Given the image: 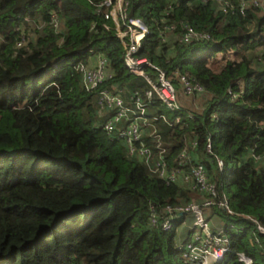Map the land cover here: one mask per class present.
I'll return each mask as SVG.
<instances>
[{"label":"trees","instance_id":"trees-1","mask_svg":"<svg viewBox=\"0 0 264 264\" xmlns=\"http://www.w3.org/2000/svg\"><path fill=\"white\" fill-rule=\"evenodd\" d=\"M100 1L0 0V264H184L175 232L182 218L164 231L151 225L150 205L160 210L206 197L196 199L192 193H200L182 181L153 171V130L168 168L186 149V170L202 163L216 201H228L232 213L210 206L224 220L230 247L216 264H244L239 253L264 264V0H124L127 17L149 27L137 56L175 84L177 73H186L204 88L187 96L198 103L179 101L176 113L154 93L152 125L143 134L150 164L104 129L101 89L129 102L135 91L145 99L151 87L126 67L124 45ZM187 26L206 38L181 42ZM237 50L238 59L211 67L217 53ZM97 54L111 77L87 90L76 65H93ZM144 72L156 82L155 69Z\"/></svg>","mask_w":264,"mask_h":264},{"label":"built area","instance_id":"built-area-1","mask_svg":"<svg viewBox=\"0 0 264 264\" xmlns=\"http://www.w3.org/2000/svg\"><path fill=\"white\" fill-rule=\"evenodd\" d=\"M256 2V1H255ZM99 7H104L106 19L112 18L121 25L117 30L119 37L125 48L124 61L126 67L133 73L144 75L151 89L144 91L145 99H142L138 91L131 96V101L127 102L120 92H112L108 89H101L98 93L101 112L109 114L104 129L107 133H115L117 137L124 142L129 155L139 158L146 164L151 163L153 157L152 150L143 142L144 128L152 125L147 116V107L151 103L154 93L164 103V105L177 112L179 105L177 103L176 88L166 72L158 66L152 64L146 58L137 56L141 44L149 34L148 25L140 17L129 18L126 14V3L124 0H101ZM244 6V3H242ZM52 21L57 26V17L52 15ZM206 38V35H200L190 26L186 27L185 33L181 36L180 41L190 43L194 39ZM21 42L17 46H21ZM93 65L84 62L77 63V70L81 73L83 85L87 90L96 89L105 79L111 77V72L107 67V60L102 54H97ZM53 65H57L53 63ZM144 66L151 67L157 71L156 82L151 81L144 72ZM178 83L182 93L186 96L204 92V88L194 78H190L186 73H177ZM160 118H165L159 115ZM156 119V117L154 118ZM151 136L155 139L156 146L159 149V159L153 166V171L157 176L167 182H176L181 180L194 192L204 195V201L201 204L192 202L189 205H165L162 209L157 210L154 205H150V222L153 226L160 225L164 231H171L174 225L182 215L189 212L193 214V228L189 239L179 243L182 252L184 264H216L222 261L226 253L230 250L229 238L223 232H213L205 220L201 207L218 205L227 212L232 213L225 196L222 200L216 201V185L209 180L206 168L202 163H190V157L186 149L182 150L177 166L168 168L164 161L163 147L159 135L153 130ZM195 145V142L192 143ZM207 151H212L210 139L205 142ZM255 159L260 156L255 155ZM264 158V152L262 153ZM219 168L223 167V161L217 159ZM259 229L264 232V228L259 225ZM239 260L244 264H252L251 260L243 253H239Z\"/></svg>","mask_w":264,"mask_h":264},{"label":"rangeland","instance_id":"rangeland-1","mask_svg":"<svg viewBox=\"0 0 264 264\" xmlns=\"http://www.w3.org/2000/svg\"><path fill=\"white\" fill-rule=\"evenodd\" d=\"M114 23H115V27L116 29H118L121 25V22H117L116 20H113ZM20 42L22 43V41L20 40ZM242 51L241 50H237L235 53L234 52H222V53H217L216 54V57L214 59H212L210 62H211V67L212 68H216V67H219L220 64L222 62H225L227 60H236L239 58V56L241 55ZM254 53V52H253ZM256 67H261L260 65L256 66ZM174 86L176 88V93H177V103L180 101V102H184L186 100H188V97L185 96L183 93H182V90H181V87L179 85V83L175 84L174 83ZM185 99V100H183ZM214 153L212 154H208L206 156V163H211L213 160L212 157H214ZM233 163L232 162H228L225 164V170L226 171H229L232 167ZM214 168L216 169V167L214 166ZM192 196L195 197L196 199H198L199 197L201 198L202 195L200 194H197V193H192ZM200 204V202H199ZM201 210H202V213L205 217V220L208 222V225L210 226L211 230L213 232H217V233H220L224 226H225V223H224V220L217 214L213 211V208L212 207H206V206H202L201 207ZM192 222H193V214L191 212H189L187 214V228L189 229L191 226L193 228V225H192ZM191 228V230H192ZM264 228V227H263ZM232 229H236V226L233 225L232 226ZM224 234V233H223Z\"/></svg>","mask_w":264,"mask_h":264},{"label":"crops","instance_id":"crops-1","mask_svg":"<svg viewBox=\"0 0 264 264\" xmlns=\"http://www.w3.org/2000/svg\"><path fill=\"white\" fill-rule=\"evenodd\" d=\"M90 61H93V59H90ZM183 100H185V99H183ZM198 100L199 99H197V98H193L192 99L191 97H188V100H186V101H184L182 103L183 104H186V105H189V106H193L194 104H196V103L199 102ZM108 117H109V114H108ZM190 156H191V154L189 153V157ZM196 203L199 204V202H196ZM200 204H201V202H200ZM181 218L182 219L179 222V225L178 226H175V232H176V237H177V242L178 243H182L185 240L189 239L190 236H191V232H192V230H191L192 226L189 229L186 226L187 225V215H181ZM221 232L224 233V230H222Z\"/></svg>","mask_w":264,"mask_h":264},{"label":"water","instance_id":"water-1","mask_svg":"<svg viewBox=\"0 0 264 264\" xmlns=\"http://www.w3.org/2000/svg\"><path fill=\"white\" fill-rule=\"evenodd\" d=\"M180 215H182V214H180Z\"/></svg>","mask_w":264,"mask_h":264}]
</instances>
